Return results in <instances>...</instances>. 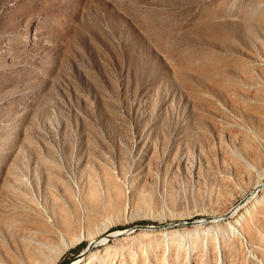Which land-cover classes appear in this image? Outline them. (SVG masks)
Wrapping results in <instances>:
<instances>
[{
    "label": "rangeland",
    "instance_id": "obj_1",
    "mask_svg": "<svg viewBox=\"0 0 264 264\" xmlns=\"http://www.w3.org/2000/svg\"><path fill=\"white\" fill-rule=\"evenodd\" d=\"M260 181L264 0H0V264H264Z\"/></svg>",
    "mask_w": 264,
    "mask_h": 264
},
{
    "label": "bare ground",
    "instance_id": "obj_2",
    "mask_svg": "<svg viewBox=\"0 0 264 264\" xmlns=\"http://www.w3.org/2000/svg\"><path fill=\"white\" fill-rule=\"evenodd\" d=\"M237 132L239 133V132H242V133H245V134H248L249 132H250V129L248 128V127H242L241 129H238L237 130ZM236 170V169H235ZM239 171V170H238ZM240 174V173H239ZM241 175V174H240ZM235 176V175H234ZM223 177L224 178H228V179H230V176H227L226 175V173H224V175H223ZM233 178V177H232ZM231 178V179H232ZM234 179V178H233ZM235 180V179H234ZM240 180V179H239ZM236 186H237V184H236ZM261 188H264V182H259V183H257V185L254 187V189L248 194V196H247V198H246V200H245V205H250V207L249 208H247L246 209V214H248V216H250L251 214H252V208L253 207H256L258 204H260L262 201H264V192H263V195L262 196H258V192L260 191V189ZM244 203V202H243ZM244 205V206H245ZM240 207H241V205H237V206H235V207H233L232 208V210H231V212L230 213H228V214H234V213H236L237 211H239V209H240ZM227 214V215H228ZM221 218V216H216V217H214V218H212V220H214V221H216V220H219ZM243 218V217H242ZM245 218L246 217H244L243 218V220H245ZM200 223H202V222H205V219H203V220H200L199 221ZM234 226H231V229H232V232L234 233V234H240L241 233V231H242V228H240L239 226H240V221H238V220H235L234 221ZM127 231H125V232H119V231H116L115 233H113L112 234V236H114V237H117L118 235H120V234H123V233H126ZM111 235H110V237H112ZM169 238V237H168ZM218 239H219V237H218ZM108 239L106 238V237H104V236H93L92 237V246H91V248L90 249H85L84 250V253H82V254H80L78 257V259L76 260V262H74L73 264H80V263H82L83 261H84V259L85 258H87V256L92 252V249H93V247L94 246H96V244L97 243H99V242H106ZM73 242V240H69V244H71ZM217 242H218V246H220V243H221V241L220 240H217ZM45 248V247H44ZM44 248H43V250H44ZM33 249L38 253V252H40L41 251V248H40V246L39 245H34L33 246ZM18 251V250H17ZM21 251V250H20ZM45 251V250H44ZM61 251V250H60ZM21 253H22V251H21ZM45 253V252H44ZM43 253V254H44ZM61 253V252H60ZM23 254V253H22ZM59 254V253H58ZM19 256V255H18ZM6 257V256H5ZM30 257V256H29ZM55 257V256H54ZM53 258V257H52ZM55 259V258H54ZM54 259H52V261H54ZM12 260V259H11ZM14 260V259H13ZM51 260V259H50ZM23 261V260H22ZM24 262V261H23ZM42 261H41V258L40 257H36V256H34V255H32L31 257H30V260H29V264H42L41 263ZM15 263V262H14ZM46 263H48V262H46Z\"/></svg>",
    "mask_w": 264,
    "mask_h": 264
},
{
    "label": "water",
    "instance_id": "obj_3",
    "mask_svg": "<svg viewBox=\"0 0 264 264\" xmlns=\"http://www.w3.org/2000/svg\"><path fill=\"white\" fill-rule=\"evenodd\" d=\"M91 246H92V243L89 244V246L87 247V250L90 249ZM82 253H84V251H83ZM82 253H81V254H82Z\"/></svg>",
    "mask_w": 264,
    "mask_h": 264
}]
</instances>
